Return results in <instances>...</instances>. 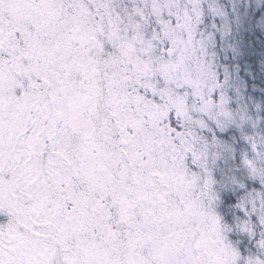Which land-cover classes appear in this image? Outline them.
<instances>
[{
  "label": "snow or ice",
  "instance_id": "6c2138e0",
  "mask_svg": "<svg viewBox=\"0 0 264 264\" xmlns=\"http://www.w3.org/2000/svg\"><path fill=\"white\" fill-rule=\"evenodd\" d=\"M0 264H264V0H0Z\"/></svg>",
  "mask_w": 264,
  "mask_h": 264
}]
</instances>
